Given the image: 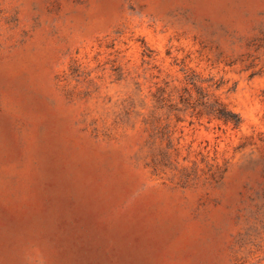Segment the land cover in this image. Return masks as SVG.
<instances>
[{"label":"rangeland","instance_id":"rangeland-1","mask_svg":"<svg viewBox=\"0 0 264 264\" xmlns=\"http://www.w3.org/2000/svg\"><path fill=\"white\" fill-rule=\"evenodd\" d=\"M0 264H264V0H0Z\"/></svg>","mask_w":264,"mask_h":264},{"label":"trees","instance_id":"trees-1","mask_svg":"<svg viewBox=\"0 0 264 264\" xmlns=\"http://www.w3.org/2000/svg\"><path fill=\"white\" fill-rule=\"evenodd\" d=\"M195 89L198 95L196 98H193L187 89H185L187 98H183L182 100L186 109H192L193 115L199 119L205 117L208 118L209 121H220L225 125H231L234 129H238L242 125L243 121L241 116L230 109L219 97L205 91L202 87L195 86ZM164 101H166V99L162 96L157 99L158 104ZM170 105L172 104L168 106ZM156 159L155 157V161Z\"/></svg>","mask_w":264,"mask_h":264}]
</instances>
